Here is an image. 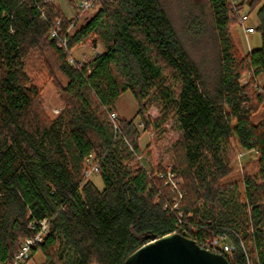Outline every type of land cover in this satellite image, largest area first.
<instances>
[{
  "label": "trees",
  "instance_id": "trees-1",
  "mask_svg": "<svg viewBox=\"0 0 264 264\" xmlns=\"http://www.w3.org/2000/svg\"><path fill=\"white\" fill-rule=\"evenodd\" d=\"M66 2L73 17L45 0H0V264L12 263L21 241L37 233L29 222L42 219L47 234L26 262L40 252L43 264H123L151 237L178 233L200 246L224 235L234 246L223 253L229 264H264V96L255 80L264 82V0H207V15L182 33L159 0H95V13L65 34L79 14L76 0ZM244 8L255 15L260 46L241 55L231 30ZM56 19L66 49L50 37ZM203 36L211 53L198 59L191 47L202 49ZM96 41L102 53L68 62ZM35 51L48 53V73L52 63L67 80L55 82L56 117L44 111L27 69ZM246 72L253 77L242 84ZM126 92L144 130L161 135L175 123L180 199L148 149V168L136 160L139 123L115 110ZM151 107L158 117L149 122ZM238 150L250 158L236 179ZM89 156L101 190L83 176Z\"/></svg>",
  "mask_w": 264,
  "mask_h": 264
},
{
  "label": "rangeland",
  "instance_id": "rangeland-1",
  "mask_svg": "<svg viewBox=\"0 0 264 264\" xmlns=\"http://www.w3.org/2000/svg\"><path fill=\"white\" fill-rule=\"evenodd\" d=\"M159 1L162 3L168 16L170 17V20L172 21L179 33H182V31H184L183 28L187 21L198 17L203 18V16H206L208 13L207 0ZM45 2H53L62 10V12L67 17L74 16L73 11L66 2V0H45ZM79 2L80 0H76L75 3L77 4V6L79 5ZM238 2H240V0H238L237 3ZM96 10L97 8L85 12L84 15L79 18L80 20L77 22L78 25L83 24L86 19H88L91 15L95 13ZM240 11L247 12V8H244ZM255 22V15L252 13L249 15V20L246 22L245 26H251L255 28ZM231 34L235 45L241 55H245L249 50L258 48L260 46V37L256 32L249 33L245 36L241 28L236 25L234 28H232ZM201 39L203 42V46L201 47L202 49H196V46L194 44H192L191 47L194 50V55L197 56L198 59H201L202 57L211 53L209 49L210 46L208 47L207 45H205L206 36H203ZM93 50H97L98 52L102 53L103 47L101 42L96 41L95 44L88 43L86 45L80 46L72 51V55L74 59L84 62L85 60L89 59L94 55ZM46 58H48L47 52H33L27 61V69L37 81L38 87L40 88L44 111L49 117L52 118L56 117L60 113L62 106V103L60 101V91L57 88L55 82L58 81L61 86H64L67 80L64 76L61 75V73L56 68H54L52 63H50V66L52 68L53 75H51V73H48L50 71L45 67ZM255 79L256 83L258 82L262 87H264L263 78L261 76H258ZM240 80L245 81V84H247L250 81L248 78V72L243 74ZM115 110L118 116L121 118H135L136 123H139L140 121L137 117H135L137 111L136 103L132 95L128 92L124 93L116 101ZM157 117V110L151 107L146 114V119L149 120V122H152ZM253 121H257V117H254ZM139 131L140 138L138 144L142 152L139 155H135L136 160L140 158L143 165L147 167L148 158L150 157L149 159H151V162L155 166L160 164L164 167H172L173 157L171 153V147L174 141L179 136V132L175 127V123L173 121H169L165 125V132L161 135H156L152 127H150L148 130H144L143 127L139 126ZM146 149L149 150V157L145 154L147 151ZM249 158L250 155L247 152L240 150L236 152V155L233 159V169L235 171L234 177L236 179H238L242 174L243 167L245 163L249 160ZM87 179H90L97 189L101 190L103 188L102 181L97 174H94ZM43 261L44 259L41 253L35 252L25 264H43Z\"/></svg>",
  "mask_w": 264,
  "mask_h": 264
},
{
  "label": "built area",
  "instance_id": "built-area-1",
  "mask_svg": "<svg viewBox=\"0 0 264 264\" xmlns=\"http://www.w3.org/2000/svg\"><path fill=\"white\" fill-rule=\"evenodd\" d=\"M235 1L231 0V3L233 6H236V3L238 0H235ZM78 8H79V14L75 18V21L65 31V34L69 33L72 30V27L75 24V22L77 23L80 20L79 18L83 16L85 12L94 10L96 8V2L95 0H80ZM238 13H239L238 26L241 28L244 35L246 36L249 33H253L254 32L253 27L245 26L246 22L249 20V15H247L246 12H241V11H239ZM41 15H42V18L45 20L44 14L42 11H41ZM61 32L62 30H61L60 20L56 19L54 21V24L50 27V37L56 39L58 42V45L66 49V40L63 38H60ZM99 53L100 52H98L97 50H93L94 55H97ZM67 59H68V62L71 64H73L77 60L73 58L72 52L69 53ZM252 77H253L252 73H248L249 80ZM240 82L242 84H245V81L240 80ZM256 92L264 96V87H262L258 82L256 83ZM263 110H264V107H263ZM109 119L112 122L114 129L117 130L118 129L117 124H116L117 115L114 112H110ZM139 126L143 127V124L139 123ZM138 161H140L141 164L143 165L140 158H138ZM97 173H98L97 164L95 163V161H93L92 157L89 156L86 159V164L83 169V176L85 179H87ZM165 176H166V183H168L169 186L171 187V191L175 192L178 196V199H180L183 195L182 191L179 188L180 181L175 178V174L172 172L171 166L166 167ZM177 203H178V200H176L174 204L172 205L173 209L177 208ZM177 216H178V219L180 220V214H178ZM47 225H48L47 219H42L39 222H29L28 226L31 230H35L36 228H38L36 229L37 233L33 237L24 238L21 241L20 249L17 255L15 256L14 260L10 264H25L26 263V260L29 258L31 251L35 248L36 245L42 242L43 236L47 234V230H48ZM202 247H204L205 249H208L211 252L220 253L221 255H223V253L230 255L234 250V246L226 242L224 235L220 236L219 238L213 239L211 241H205Z\"/></svg>",
  "mask_w": 264,
  "mask_h": 264
},
{
  "label": "water",
  "instance_id": "water-1",
  "mask_svg": "<svg viewBox=\"0 0 264 264\" xmlns=\"http://www.w3.org/2000/svg\"><path fill=\"white\" fill-rule=\"evenodd\" d=\"M123 264H229L214 253L178 233L151 239L131 252Z\"/></svg>",
  "mask_w": 264,
  "mask_h": 264
}]
</instances>
